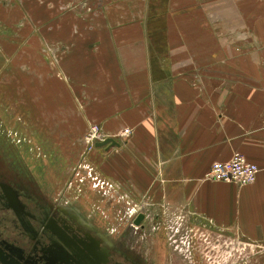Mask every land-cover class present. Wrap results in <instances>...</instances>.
Returning a JSON list of instances; mask_svg holds the SVG:
<instances>
[{
	"label": "crops",
	"instance_id": "1",
	"mask_svg": "<svg viewBox=\"0 0 264 264\" xmlns=\"http://www.w3.org/2000/svg\"><path fill=\"white\" fill-rule=\"evenodd\" d=\"M133 1L131 18L85 22L96 28L84 32L96 39L85 41L95 47L74 73V89L84 91L91 101L86 106L98 108L86 117L118 143L95 147L88 159L87 166L109 184L103 208L92 210L103 213L102 220L119 221L170 210L264 238V0ZM67 24L78 26L77 20ZM11 59L5 63L10 77ZM13 88L11 81L0 86L7 129L12 135L19 120L14 108L21 105L29 137L40 99L29 98L24 83L27 97L17 104ZM234 152L257 164L252 183L205 177L212 162ZM69 188L77 193L79 187ZM76 193L70 202L86 218H96Z\"/></svg>",
	"mask_w": 264,
	"mask_h": 264
},
{
	"label": "rangeland",
	"instance_id": "2",
	"mask_svg": "<svg viewBox=\"0 0 264 264\" xmlns=\"http://www.w3.org/2000/svg\"><path fill=\"white\" fill-rule=\"evenodd\" d=\"M124 1L0 0V86L3 88L5 81L10 86L11 81L14 99L20 104L19 100L27 97L21 85L27 83L29 98L38 95L41 105V109L34 108L35 113L31 107L27 109L32 113L33 133L26 137L20 122L24 108H14L19 120L11 135L0 100V173L16 175L19 181L31 180L32 187L59 208H67L70 193H76L69 186L77 184L76 194L83 200V208L93 212L99 227L104 224L112 238L124 232L130 248L127 252L139 256L141 264H264V238L250 239L230 228L213 227L192 214L162 209L158 216L148 214L135 225L129 218L102 220L103 213L92 210L93 206L103 208L102 192L109 184L93 166H87L96 147L89 132L92 125H99L86 117V111L92 110L94 115L98 108L86 106L91 101L84 91L74 89V73L83 66V54L95 47L91 45L96 39L90 35L85 38L84 32L96 28L84 27L85 22L131 18L134 1ZM68 20H77L78 26H69ZM12 56L15 68L10 77V72L5 73V63L12 61Z\"/></svg>",
	"mask_w": 264,
	"mask_h": 264
},
{
	"label": "flooded vegetation",
	"instance_id": "3",
	"mask_svg": "<svg viewBox=\"0 0 264 264\" xmlns=\"http://www.w3.org/2000/svg\"><path fill=\"white\" fill-rule=\"evenodd\" d=\"M15 176L0 173V264H141L124 232L112 238L70 201L59 208Z\"/></svg>",
	"mask_w": 264,
	"mask_h": 264
},
{
	"label": "built area",
	"instance_id": "4",
	"mask_svg": "<svg viewBox=\"0 0 264 264\" xmlns=\"http://www.w3.org/2000/svg\"><path fill=\"white\" fill-rule=\"evenodd\" d=\"M124 134L129 133L125 128ZM90 142L101 141L105 138L101 129L97 125H92L89 132ZM258 173V166L256 163L248 160L242 153L234 152L232 156L223 161H214L205 174V177L213 180H221L227 182H234L238 185H245L252 183Z\"/></svg>",
	"mask_w": 264,
	"mask_h": 264
},
{
	"label": "water",
	"instance_id": "5",
	"mask_svg": "<svg viewBox=\"0 0 264 264\" xmlns=\"http://www.w3.org/2000/svg\"><path fill=\"white\" fill-rule=\"evenodd\" d=\"M118 143L116 142V140L112 137H107L101 141H97L95 142V146L96 147H105V148H109L113 145H117ZM143 218V214L142 213H138L136 218L133 220V223L135 225H139L140 221Z\"/></svg>",
	"mask_w": 264,
	"mask_h": 264
}]
</instances>
